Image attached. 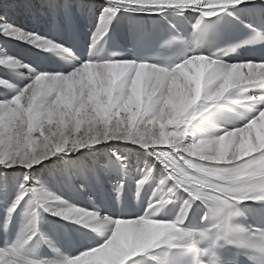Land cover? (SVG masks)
Here are the masks:
<instances>
[{
    "label": "snow or ice",
    "instance_id": "1",
    "mask_svg": "<svg viewBox=\"0 0 264 264\" xmlns=\"http://www.w3.org/2000/svg\"><path fill=\"white\" fill-rule=\"evenodd\" d=\"M0 264H264V0H0Z\"/></svg>",
    "mask_w": 264,
    "mask_h": 264
},
{
    "label": "bare ground",
    "instance_id": "2",
    "mask_svg": "<svg viewBox=\"0 0 264 264\" xmlns=\"http://www.w3.org/2000/svg\"><path fill=\"white\" fill-rule=\"evenodd\" d=\"M18 22H20V21H18ZM12 51H14L16 54L23 56V57H26V58L28 56V52L26 51L25 47L22 45H15L12 48Z\"/></svg>",
    "mask_w": 264,
    "mask_h": 264
},
{
    "label": "rangeland",
    "instance_id": "3",
    "mask_svg": "<svg viewBox=\"0 0 264 264\" xmlns=\"http://www.w3.org/2000/svg\"><path fill=\"white\" fill-rule=\"evenodd\" d=\"M23 46V45H22Z\"/></svg>",
    "mask_w": 264,
    "mask_h": 264
}]
</instances>
